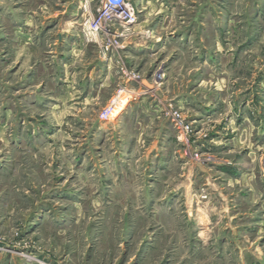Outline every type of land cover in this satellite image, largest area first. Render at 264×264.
Returning <instances> with one entry per match:
<instances>
[{"label": "rangeland", "instance_id": "rangeland-1", "mask_svg": "<svg viewBox=\"0 0 264 264\" xmlns=\"http://www.w3.org/2000/svg\"><path fill=\"white\" fill-rule=\"evenodd\" d=\"M65 1L70 0H0V264H240V250L192 246L205 236H198L199 223L183 212L181 201L172 205L161 200L165 172L141 177L129 167L113 169L107 161L108 151L99 156L93 146L82 142L86 132L71 121L69 106L49 103L40 107L22 97L21 84L26 88L34 80L25 81L28 62L13 29L25 19L36 23L58 19V9ZM74 2L81 34L96 45L100 55L109 59L137 41L148 44L154 39L152 27L135 30L134 26L144 19L148 24L162 21L164 38L156 49L163 52L157 59L176 53L194 64L193 55L207 52V65L231 66L228 76L254 98L256 120L264 119V0H126L137 22L115 37L111 35L120 31L118 27L101 37L87 32L83 0ZM169 31H174L173 36H165ZM133 36L135 41L130 43ZM117 74L119 82L107 102L86 113L99 118L101 108L121 87L129 94L125 105L134 100V89L127 85L140 82L144 74L125 65ZM162 74L160 68L155 69L153 82L159 84ZM171 111L179 112L191 127L186 140L182 136L184 152L205 161L207 154L191 149L197 132L193 123L179 107L170 105L164 114L177 137L181 134ZM200 137L207 139V131ZM255 141L257 177L262 178L264 139L255 136ZM109 169L118 177L104 173L103 179ZM200 197L207 198L205 190ZM256 215L250 228L264 227L263 210ZM208 236L214 241L226 234ZM248 253V264H264V248Z\"/></svg>", "mask_w": 264, "mask_h": 264}, {"label": "crops", "instance_id": "crops-1", "mask_svg": "<svg viewBox=\"0 0 264 264\" xmlns=\"http://www.w3.org/2000/svg\"><path fill=\"white\" fill-rule=\"evenodd\" d=\"M58 10V19L38 23L25 19V31L22 26L13 29L28 62L25 81L34 80L27 85L33 86L30 91L21 84L22 97H29L33 105L40 107L49 103L69 106L71 121L86 132L81 135L82 142L93 146L99 156L108 151L107 161L113 169L129 167L141 177L165 172L166 190L161 200L172 205L181 201L183 212L199 223L198 236H205V240L192 246L240 250V264H248V252L264 248V227L250 228L260 210L264 215V180L257 177L255 162V136L264 139V119L256 120L254 98L243 93L241 86H235V78L228 76L231 66L207 65V52L193 55L194 64L176 53L157 59L163 52L156 48L164 38L161 30L165 25L162 21L148 24L145 19L134 29L151 26L154 39L146 45L139 41L130 44L108 59L99 54L93 42L83 38L74 0L65 1ZM173 32L165 36H173ZM134 41L135 36L129 42ZM122 65L144 74L140 82L127 85L134 89V100L109 122L86 113L107 102L119 82L117 73ZM158 68L163 79L156 84L152 75ZM170 105L179 107L193 123L197 132L191 149L207 154L205 161L184 152L182 135L177 137L164 114ZM203 131H207V139L200 137ZM111 170L103 172V179L106 175L118 177L110 174ZM94 174L95 170L91 172ZM202 189L206 199L200 197ZM249 233L252 238H248ZM212 234L226 236L208 240Z\"/></svg>", "mask_w": 264, "mask_h": 264}, {"label": "built area", "instance_id": "built-area-1", "mask_svg": "<svg viewBox=\"0 0 264 264\" xmlns=\"http://www.w3.org/2000/svg\"><path fill=\"white\" fill-rule=\"evenodd\" d=\"M91 3L96 4L95 8L91 7ZM82 12L86 16L83 26H86V31L94 36L99 35L101 37L114 32L118 28H120V31L112 33L111 36H121L137 22L134 8L126 0H83ZM128 100V91L121 87L114 93L109 102L101 108L99 119L102 121L112 119ZM170 117L175 128L179 130V134L183 136V140H186V136L191 132L190 125L184 121V118L177 111H171ZM260 173L264 179V153L261 155ZM205 196L203 194L201 197L204 198Z\"/></svg>", "mask_w": 264, "mask_h": 264}]
</instances>
